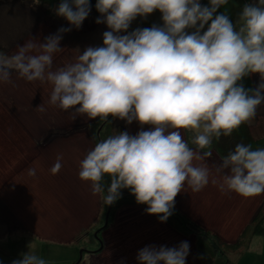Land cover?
I'll use <instances>...</instances> for the list:
<instances>
[{"label": "clouds", "instance_id": "1", "mask_svg": "<svg viewBox=\"0 0 264 264\" xmlns=\"http://www.w3.org/2000/svg\"><path fill=\"white\" fill-rule=\"evenodd\" d=\"M229 0H96V23L107 26L103 46H88L75 62L53 68L63 34L79 29L91 11L89 0H60L55 14L70 27L55 34L29 38L12 55L0 52V84H12V75L27 82L51 85L49 105L72 119L86 116L105 121L109 116L141 130L99 140L80 161L79 178L90 182L93 195L105 193L103 205L129 189L147 214L166 222L175 197L187 182L192 192L209 183L206 163L214 141L231 136L242 124L251 125L264 105V0L244 4L235 24L229 15L216 14ZM158 10L162 25L128 31L137 17ZM205 25H208L207 30ZM191 30V31H190ZM204 30V31H202ZM124 33V34H122ZM259 74L254 89L242 80ZM78 105V107H77ZM45 112L43 105L38 106ZM150 126L143 130V126ZM180 129L192 133L191 143ZM95 140V137H93ZM58 155L51 172L62 167ZM200 161L199 165L193 161ZM227 170V171H225ZM212 179L221 192L242 197L264 193V148L237 143L216 168ZM35 176V169L28 170ZM190 245H147L136 255L138 264H186ZM12 264H48L35 253H24ZM123 264V262H121Z\"/></svg>", "mask_w": 264, "mask_h": 264}, {"label": "rangeland", "instance_id": "2", "mask_svg": "<svg viewBox=\"0 0 264 264\" xmlns=\"http://www.w3.org/2000/svg\"><path fill=\"white\" fill-rule=\"evenodd\" d=\"M241 1L229 0L216 14L229 15L235 24L244 4L256 2ZM199 2L208 5L209 0ZM59 3L60 0H0V52L12 55L30 37L42 43L61 27H70L55 14ZM96 19L90 11L81 28L63 34L60 47L65 50L55 54L54 69L75 62V49L82 54L88 46H103L102 34L108 29L104 23L97 24ZM162 23L161 13L156 10L146 18L137 17L128 31ZM251 75L242 80L246 89H254L259 83V74ZM12 81L0 84V264H12L27 252L44 258L48 264H138L136 255L141 248L174 247L182 241L190 245L186 264H193L194 260L189 262L191 258L199 264L192 248L195 234L183 235L169 225L165 229L159 217H147L145 208L139 205H103L107 189L93 195L90 182L79 178L80 161L102 136L113 131L135 135L141 130L137 121L127 124L111 116L105 121L86 116L72 119L67 112L49 105L51 85L27 82L16 73ZM39 105L46 111L40 112ZM149 127L144 125L143 130ZM248 128L252 137H264V105L258 108ZM179 131L196 149L191 143L192 133ZM214 145L213 142L210 149H205L212 152L206 160L210 169L208 185L194 193L185 182L175 197V207L200 224L233 264H264V231L253 235L246 248L240 246L246 243L248 231L262 211L264 193L242 197L235 192H221L211 182L222 175L216 168L223 158L217 155ZM60 154L62 167L53 174L50 170ZM29 169H35V176L28 175Z\"/></svg>", "mask_w": 264, "mask_h": 264}, {"label": "trees", "instance_id": "3", "mask_svg": "<svg viewBox=\"0 0 264 264\" xmlns=\"http://www.w3.org/2000/svg\"><path fill=\"white\" fill-rule=\"evenodd\" d=\"M242 3L241 0H238ZM91 5L92 13L98 17L100 14L95 9L96 0H89ZM109 135V134H108ZM107 134L102 136L104 139L108 136ZM96 139V138H95ZM97 141V139H96ZM251 144L253 149L264 148V137L255 138L249 132L247 124H242L237 130H235L231 136L221 137L219 141H214V150L221 158H224L229 151L234 150L237 143ZM110 184V179L105 175L103 180L104 189ZM117 206L119 205H139L143 208H147L145 204H138L135 196L130 193L129 189L121 190V198L116 201ZM262 211L257 215L255 226L251 227L248 231L247 241L245 244L240 245L242 248L248 246V242L253 235L264 231L262 226V220L264 219V206L260 208ZM156 215V214H154ZM158 217V215H156ZM167 225L172 227L178 233L183 235H196L193 239V250L199 264H233V260L223 251V248L218 246L212 236H209L200 224L187 218L181 214L177 207H174L173 214L165 222ZM238 246L236 249H238Z\"/></svg>", "mask_w": 264, "mask_h": 264}, {"label": "crops", "instance_id": "4", "mask_svg": "<svg viewBox=\"0 0 264 264\" xmlns=\"http://www.w3.org/2000/svg\"><path fill=\"white\" fill-rule=\"evenodd\" d=\"M251 76H252V75H250V77H251ZM251 81H252V80H251ZM252 83H253V87H255L253 81H252ZM144 214H145L147 217H157V216L154 215V214H153V215L147 214L146 211H145ZM164 228L168 230V225H167L165 222H164ZM164 232H167V231L164 230ZM192 248H193V247H192ZM193 253H194V252H193ZM193 260H194V261H193ZM190 261H193V264H198L197 261H196L194 258H191V259L189 260V262H190ZM190 264H192V263L190 262Z\"/></svg>", "mask_w": 264, "mask_h": 264}, {"label": "water", "instance_id": "5", "mask_svg": "<svg viewBox=\"0 0 264 264\" xmlns=\"http://www.w3.org/2000/svg\"><path fill=\"white\" fill-rule=\"evenodd\" d=\"M106 218H107V213H106Z\"/></svg>", "mask_w": 264, "mask_h": 264}, {"label": "flooded vegetation", "instance_id": "6", "mask_svg": "<svg viewBox=\"0 0 264 264\" xmlns=\"http://www.w3.org/2000/svg\"><path fill=\"white\" fill-rule=\"evenodd\" d=\"M257 74V73H256Z\"/></svg>", "mask_w": 264, "mask_h": 264}]
</instances>
